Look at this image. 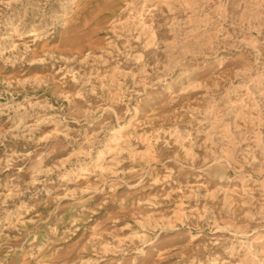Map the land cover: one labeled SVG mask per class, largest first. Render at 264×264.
Instances as JSON below:
<instances>
[{
    "label": "rangeland",
    "instance_id": "1",
    "mask_svg": "<svg viewBox=\"0 0 264 264\" xmlns=\"http://www.w3.org/2000/svg\"><path fill=\"white\" fill-rule=\"evenodd\" d=\"M0 264H264V0H0Z\"/></svg>",
    "mask_w": 264,
    "mask_h": 264
}]
</instances>
